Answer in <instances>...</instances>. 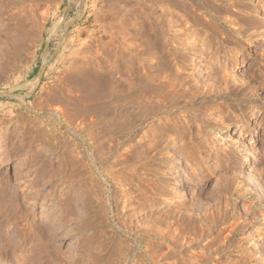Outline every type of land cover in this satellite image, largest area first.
Instances as JSON below:
<instances>
[{"label":"rangeland","instance_id":"374dc122","mask_svg":"<svg viewBox=\"0 0 264 264\" xmlns=\"http://www.w3.org/2000/svg\"><path fill=\"white\" fill-rule=\"evenodd\" d=\"M262 19L264 0H0V264L31 243L37 264H264Z\"/></svg>","mask_w":264,"mask_h":264},{"label":"bare ground","instance_id":"6f19581e","mask_svg":"<svg viewBox=\"0 0 264 264\" xmlns=\"http://www.w3.org/2000/svg\"><path fill=\"white\" fill-rule=\"evenodd\" d=\"M166 2V1H165ZM169 2V1H168ZM185 4V3H184ZM159 8V7H158ZM165 8V7H164ZM170 10V9H169ZM164 11V13H165V10H163ZM159 12V11H158ZM162 15V14H161ZM168 15H170V13L169 14H167V15H165V16H168ZM163 17V16H162ZM169 18V17H168ZM171 19H172V17H171ZM165 20V19H164ZM169 20V19H168ZM172 21V20H171ZM167 22V21H166ZM170 22V21H169ZM173 22H175V20L173 21ZM172 22V23H173ZM260 22V27L262 26H264V19H262L261 21H259ZM171 23V22H170ZM170 23H169V25H170ZM162 24V23H161ZM166 25H168V23L166 24ZM24 27V26H23ZM168 27H170V26H168ZM173 28V27H172ZM264 29V28H263ZM171 30V29H170ZM6 31H7V29H6ZM11 31H7L6 33H5V35L3 36L4 37V39H5V37L10 41V40H12V38H11V33H10ZM158 34H160V33H158ZM26 35H28V34H26ZM13 37V36H12ZM6 39V40H7ZM144 41H146V40H144ZM11 43V42H10ZM148 43V42H147ZM103 44V43H102ZM23 45V44H22ZM144 45H146V44H144ZM148 45V44H147ZM146 45V46H147ZM161 45V44H160ZM145 46V47H146ZM163 47V46H162ZM3 52V51H2ZM107 52V51H106ZM107 55V54H106ZM105 55V56H106ZM104 56V55H103ZM11 57V56H10ZM9 60H10V58H9ZM79 73V72H78ZM87 75H89L90 77L89 78H91V80H92V85L94 86V88L96 89V90H98V91H100V92H102L103 90L106 92V90H105V88L107 87V85H106V81H105V79L103 78V77H101L99 74L98 75H96V74H94V72H92V70L91 71H88V72H85ZM96 73V72H95ZM104 75V74H103ZM88 81V80H87ZM75 82V81H74ZM88 84V83H87ZM84 85V84H83ZM80 87V86H79ZM94 88H93V90H94ZM97 91V92H98ZM100 92H98V93H100ZM251 160H254V157H252V158H250V159H247L246 160V163H249ZM247 178H248V176H246ZM170 199H167V200H164L163 201V203L159 206V207H166V206H170V204L172 203L171 201H169ZM173 201V200H172ZM146 211H144L143 209H141V211H139V212H137L136 213V215L135 216H140V215H142V214H144ZM160 216H163V214L162 215H160ZM158 217L157 216V220L155 221V224H156V222H157V227H155V231H154V237H155V239H156V241H157V243L158 244H164V246L166 245V246H171V244L173 243H175V237H174V233H172V231L170 230L171 228L170 227H168V228H166L167 230L164 232V228L166 227L165 225V227L164 228H162L161 227V225H163L162 224V222L164 223H168V221L171 219V217H169V215H168V217H166V218H164V219H162V217ZM164 216H167V215H164ZM167 218L169 219L168 221H167ZM169 224V223H168ZM173 225V224H172ZM172 225H170V226H172ZM168 226V225H167ZM170 228V229H169ZM147 231V230H146ZM202 231L204 232V229H202ZM173 232H174V229H173ZM178 233V232H177ZM182 233V232H181ZM185 234V233H184ZM191 235V234H190ZM184 236V235H183ZM183 236H182V238H183ZM193 237V236H192ZM190 238V242L191 243H193L195 240H197V239H195L194 237L193 238ZM182 238L180 237L179 239H178V241H180V239L182 240ZM186 238V237H185ZM184 238V239H185ZM30 240V242H32V238H30L29 239ZM176 241H177V239H176ZM186 241H188L187 239H185V242ZM210 241V240H209ZM208 241V242H209ZM180 243V242H179ZM188 243V242H187ZM172 244V245H173ZM181 244L182 245H184V243H182V241H181ZM208 244V243H207ZM206 244V245H207ZM42 245L44 246V244L42 243ZM215 245V244H214ZM187 246H188V244H187ZM209 246V245H208ZM208 246H207V248L205 249L206 251H207V249H208ZM179 247V246H178ZM203 247V246H202ZM35 247H34V244L33 243H31V245L29 246V250H28V254H29V264H37V260L35 259V254H34V249ZM185 248V247H184ZM42 250V249H41ZM43 251V250H42ZM41 251V252H42ZM202 252H204L203 250H202ZM202 252H200V254H199V257L200 258H202L203 257V255L204 254H202ZM256 252L258 253V254H260V255H262L263 254V249H261L260 248V246H258V245H256ZM38 253V252H37ZM208 253V252H207ZM197 254V253H196ZM209 256H210V254H208ZM155 256V255H154ZM198 256V255H197ZM207 256V255H206ZM50 257V256H49ZM116 257V256H115ZM196 257V256H195ZM205 257V256H204ZM110 258V257H109ZM190 258V257H189ZM197 259H199L198 257H197ZM205 259H207V257L205 258ZM204 259V260H205ZM171 260V259H170ZM203 260V259H202ZM201 260V261H202ZM207 261V260H206ZM210 261V260H209ZM222 261V260H221ZM40 262V261H39ZM158 262V261H157ZM171 262V261H170ZM186 262V261H185ZM198 262V261H197ZM156 263V262H155ZM218 263V262H217ZM39 264H43V263H39ZM191 264V263H190ZM198 264V263H197ZM201 264V263H200Z\"/></svg>","mask_w":264,"mask_h":264}]
</instances>
